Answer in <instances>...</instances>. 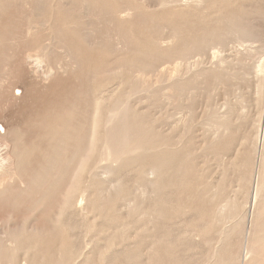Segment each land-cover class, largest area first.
Returning <instances> with one entry per match:
<instances>
[{
  "label": "bare ground",
  "instance_id": "obj_1",
  "mask_svg": "<svg viewBox=\"0 0 264 264\" xmlns=\"http://www.w3.org/2000/svg\"><path fill=\"white\" fill-rule=\"evenodd\" d=\"M262 1L157 0L153 6L178 14L185 9L222 8L189 36H182L184 20L179 21L178 31L169 28L166 36L161 31L150 35L145 39L148 49L137 54L142 65L150 64V57L175 54L173 56L179 61L165 75L175 80L183 72L190 71L193 81L211 80V92L225 89L227 79H239L251 85V94L247 96L242 91L235 101L229 98V90L225 91L226 98L223 95L225 100L221 104L214 102L206 109L208 118L202 127L215 142L233 131L232 120H241V125L236 126L241 132L236 152L240 153L244 168L253 169L252 192L263 207L264 128L261 131V110H251L257 101L264 100V28L258 23L259 19H264V5L263 13L258 9ZM17 2L21 3L18 4L20 8L26 9L21 12L26 20L21 15L17 19L15 12L6 8ZM104 2L0 0V264H75L76 259L84 255L85 248L92 243V235L83 234L81 243L72 248L68 229H73V224H65L63 217L66 214L73 218L90 217L89 199L86 200L84 193L88 185L82 183L85 173H88L90 184L101 187L97 198L106 200L118 195L125 202L123 207L128 213L140 211V215L148 219L152 215L144 211L143 200L158 188L163 174V166L158 163L163 151L159 150H170L180 140L157 136L153 127L143 123L139 112L132 109L130 97L137 91L145 92L143 89L150 83L144 71L132 72L125 68L131 64L129 62L120 66H114L111 61L104 65L98 63L101 54L112 57L117 52H134L131 38L124 33L118 35L109 31L106 36L95 35L94 26L100 16L105 13L107 23L112 26L128 21L137 23L142 16L134 3L124 7L108 5L105 12L96 10ZM138 2L151 6L148 0ZM77 4L85 8L93 6L90 11L85 10L91 17L90 22H85L87 16L81 8L75 9L73 14L70 12ZM248 8L253 10L249 12ZM59 12L63 13L57 18ZM15 20L22 23L19 30L13 29L11 22ZM69 35L73 39L71 45ZM56 49H61L64 66L61 62L48 61L51 51ZM90 54H94L91 60L94 68L87 70V75L103 76L98 83L107 78V84H111L115 75L126 69L124 80L136 86L133 84L134 88L113 100L112 91H107V101L96 91L88 97L82 89L87 75H83L81 63ZM258 54V59L254 60ZM69 63H76L71 69L80 70L79 78L68 91L63 81H67L64 77L68 76ZM166 91L163 96L168 99L181 92L188 96L194 93L176 81ZM193 118L192 113L181 116L164 129L168 128L169 133H184L194 127ZM150 151H154L155 161L143 170L147 181L138 193L125 196L120 191V183L111 180L114 166L127 164L130 155H144ZM233 159L232 156L222 160V168L229 166ZM102 160L106 163L100 172L97 166ZM217 187H210L213 195ZM237 205L231 195L216 202L215 212L221 222L232 218V213L241 208ZM91 222L89 220L88 231H91ZM245 251L248 256L252 255V248ZM91 263L94 262L88 264ZM95 263L99 264L96 260Z\"/></svg>",
  "mask_w": 264,
  "mask_h": 264
},
{
  "label": "rangeland",
  "instance_id": "obj_2",
  "mask_svg": "<svg viewBox=\"0 0 264 264\" xmlns=\"http://www.w3.org/2000/svg\"><path fill=\"white\" fill-rule=\"evenodd\" d=\"M156 1L148 0L151 5L148 7L139 3L138 0H105L99 8L95 7L96 10L105 12L108 5L124 7L129 3H134L138 7V11L142 13L137 23L128 21L114 26L107 23L108 17L105 13L100 16L94 26L96 28L95 35L106 36L109 31L118 35L124 33L131 38V44L134 47L131 50L134 52H117L112 57L101 54L98 63L103 62L104 65L111 61L114 66H120L129 62L131 64L126 65L125 68H130L132 72L137 69L144 71L145 75L149 77L150 83L143 89L145 92L137 91L130 97L129 103L132 109L139 112L143 123L153 127L157 136L160 134L168 139H179L180 142L170 150H166V148L159 150V152L163 151V158L158 161L163 166V174L158 182V188L143 200L144 211L152 214L150 219L141 216L140 211L134 212L135 215L131 212L128 213L123 207L125 202L121 196L113 195L106 200L97 198L98 190L101 187L99 184H90L88 173L84 174L82 183L88 185L85 187L84 193L86 200L89 199L90 217L73 218L69 214L63 217L65 224H73V229H68L72 248L78 242L81 243L83 234L92 235L91 245L85 248L84 255L78 257L75 264H83L85 261L95 263V260L99 264H264V206H261L260 201L255 198L252 192L253 184L250 179L253 169L246 170L242 165L240 153L236 152L238 137L241 133L236 129V126L241 125L242 122L241 120L240 122L232 120L230 123L233 131L215 142L211 141L210 135L202 127L208 118L206 109L214 102L221 104L226 98L225 91L229 90V98L235 101L236 95L241 94L242 91L247 96L251 94V85L249 86L247 81L237 79V82V80L227 79L225 89L211 92V80L193 81L190 78V71L183 72L175 80L165 75L174 63L179 61L173 56L175 54L170 57L167 55L161 58L150 57L151 63L146 65L140 64L141 57L137 54L140 50L148 49L145 39L150 35H157L161 31L166 36L167 31L171 28L178 31L180 20L186 22L182 28V36L196 33L202 25L216 16L222 6L211 7L207 10L185 9L181 14H178L172 11H162L158 6H153ZM19 3L6 5L9 11L15 12L17 19L20 15L23 17L21 12L26 10L22 6L20 8ZM260 4H258V9L263 13L262 5L264 3ZM78 5L71 9L72 14L75 13V9L79 8L85 13V10L94 9L93 6L85 8L83 5L81 7ZM247 10L251 12L253 8ZM62 13L59 12L57 18H60ZM85 16H87L84 18L85 22H90L91 17H88L87 13ZM22 19L26 20L24 17ZM151 20H154L155 23H149ZM11 23L14 30H19V27L22 26V23L19 24L17 20ZM253 23L257 24L254 20ZM258 23L262 24L264 28V19H259ZM72 43L73 39L72 37L70 39L69 35V44ZM257 43L260 44L258 41ZM87 47L89 46L87 45ZM51 52L48 61L61 62L64 66L65 61L62 60L61 49ZM258 56L259 54L254 60L258 59ZM93 59L94 54H90L81 63L85 77L87 70L94 68L91 62ZM144 59L146 58L144 57ZM132 60L134 62H131ZM75 65L76 63L68 64V70H66L68 76L65 75L66 72H60L65 75L64 79L68 81H63L67 85L65 88L68 91L75 85V80L79 78L78 70L80 68L71 69V66ZM125 72L126 69L115 75L111 84H107L106 77L102 80L103 82L98 83V80H101L103 76L87 75L82 86L84 94L91 98L92 92L96 91L98 96L107 101V91H112L111 99H116L124 91L136 86V83L133 82L135 85L132 87V83L128 84L124 80ZM175 81L194 93L188 96L186 93L181 95V93L183 94L181 92L175 94L172 99L164 97L163 94L168 92L166 90L170 89V85ZM233 88L235 91L232 92ZM256 103L255 107H251V110H261L262 131L264 128V100ZM189 113L194 115V120L191 122L194 127L185 131V134L181 131L169 133L168 128L167 131L164 129L181 116H188ZM232 156L234 159L230 165L222 168L224 165L221 161ZM154 158V151L144 155H130L127 164L119 163L114 166L111 180L120 183L122 194L133 196L147 181L143 170L155 161ZM105 163L104 160L100 161L97 170L99 171L98 168H100V172H102ZM147 177L153 179L151 176ZM212 185L218 186L214 195L210 192ZM89 195L90 198L93 196V199L90 200ZM228 195L235 197L237 206H241V208L232 213V218L228 222L226 220L221 222L216 215L215 205L223 196ZM88 219L92 221L91 225H94V228L90 225L91 231L87 230ZM102 236L104 240L100 239ZM249 248H252L250 256L245 251H248ZM99 250H102L100 254ZM213 254H216L215 257H212Z\"/></svg>",
  "mask_w": 264,
  "mask_h": 264
}]
</instances>
